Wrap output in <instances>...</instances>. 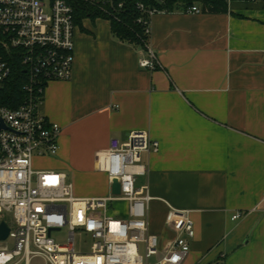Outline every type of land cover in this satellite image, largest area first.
<instances>
[{"label":"crops","instance_id":"1","mask_svg":"<svg viewBox=\"0 0 264 264\" xmlns=\"http://www.w3.org/2000/svg\"><path fill=\"white\" fill-rule=\"evenodd\" d=\"M227 6L154 14L156 70L140 67L143 49L114 38L110 22L85 20L72 79L51 83L40 109L61 127L60 161L44 170L72 168L93 182L74 187L76 198L111 196L112 138L145 131L160 142L158 154L144 156L151 231L175 237L169 206L189 211L188 264H264V0ZM126 207L114 204L111 214L125 218Z\"/></svg>","mask_w":264,"mask_h":264},{"label":"built area","instance_id":"2","mask_svg":"<svg viewBox=\"0 0 264 264\" xmlns=\"http://www.w3.org/2000/svg\"><path fill=\"white\" fill-rule=\"evenodd\" d=\"M147 13L148 19L139 22L150 38L151 20L158 12ZM187 13L199 14L201 9L192 7ZM75 30L73 7L65 0H52L51 14L44 0H0V218L10 215L14 221L11 228L0 219L10 230L6 240L0 239V264H187L196 237L189 211L169 206L167 226L175 237L151 231L153 197L140 178L148 175L144 156L158 154L161 145L148 132L110 141L104 171L111 186L120 184L119 195L76 198L67 174L35 166L37 159L59 155L61 127L40 109L51 83L72 79ZM9 59L24 69V94L15 108L2 102L13 73ZM139 65L160 67L149 40ZM118 203L127 204L125 218L111 214ZM240 218L237 213L232 220ZM64 229L66 242L56 241L53 233ZM78 236L91 239L87 249L77 247Z\"/></svg>","mask_w":264,"mask_h":264},{"label":"trees","instance_id":"3","mask_svg":"<svg viewBox=\"0 0 264 264\" xmlns=\"http://www.w3.org/2000/svg\"><path fill=\"white\" fill-rule=\"evenodd\" d=\"M65 1L73 7L76 28L82 29L85 20H105L110 22L114 38L143 50L149 38L145 34V26L139 20L148 19L147 11L187 12L189 8L201 6L203 11L225 13L228 9L227 0H111L110 4L92 3L88 0ZM9 62L13 73L2 91V102L15 108L24 94V69L14 59H9Z\"/></svg>","mask_w":264,"mask_h":264},{"label":"rangeland","instance_id":"4","mask_svg":"<svg viewBox=\"0 0 264 264\" xmlns=\"http://www.w3.org/2000/svg\"><path fill=\"white\" fill-rule=\"evenodd\" d=\"M45 4H46V13L47 14H51V2L52 0H44ZM103 158V156H102ZM60 161V159L58 157H53V158H49V159H37L35 161V166L37 169H43L45 165L49 164L52 161ZM45 170H47V168H45ZM49 170H54V169H49ZM63 171L68 175V179L69 182H71L75 188H85L88 187L87 185H92L93 182L92 181H83L81 179H78V174H76V170L72 169V168H66L63 169ZM144 178H140V183H144ZM37 209H42V206H36ZM0 219H5L8 223V225L12 228L14 226V221H13V217L12 216H3ZM67 234H68V230L64 229L62 232H55L53 233V238L61 243H65L67 240ZM91 239L89 237L86 236H78L77 238V247L78 248H83V249H87V247L91 244ZM8 244L11 245V241H8ZM190 262V261H188ZM188 264V263H187Z\"/></svg>","mask_w":264,"mask_h":264},{"label":"water","instance_id":"5","mask_svg":"<svg viewBox=\"0 0 264 264\" xmlns=\"http://www.w3.org/2000/svg\"><path fill=\"white\" fill-rule=\"evenodd\" d=\"M112 194L114 195H119L120 194V184L115 181L114 184L112 185ZM9 228L6 225V223H2L0 225V239L1 240H6L8 235H9Z\"/></svg>","mask_w":264,"mask_h":264}]
</instances>
